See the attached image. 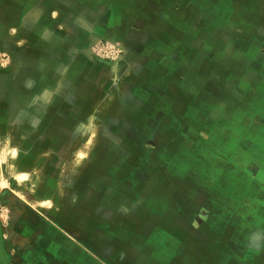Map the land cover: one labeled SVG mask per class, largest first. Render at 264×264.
I'll return each mask as SVG.
<instances>
[{"label":"crops","instance_id":"obj_1","mask_svg":"<svg viewBox=\"0 0 264 264\" xmlns=\"http://www.w3.org/2000/svg\"><path fill=\"white\" fill-rule=\"evenodd\" d=\"M2 3L10 4L2 6L7 14L6 22H0L2 27L8 31L11 10L16 20L17 48L11 54L16 56L18 106L28 103L27 108L33 105L36 111L39 102L48 105L49 113L56 114L50 118L57 121L87 120L98 96L96 90L101 89L108 99L101 101L98 120L129 122L128 132L115 127L102 133L109 139L101 153L115 155L106 163L109 165L103 176L94 178L97 185L109 186L108 190L113 186V208L102 206L106 213L98 215L103 222L97 227L98 232L113 233V239L106 241L116 247L110 264H153L150 243L154 233L163 244L172 241L179 250L194 249L184 234L202 237L193 222L212 215L205 209L192 213L167 209L170 201L182 197L187 184L193 186L189 198L195 202L218 196L214 188L207 192L193 184L186 173L188 165L194 169L202 165L186 157L185 142L194 135L192 126L178 128L180 119H186L182 112L188 105L185 98L192 101L195 114L200 102L209 106V152L220 153L225 160L227 165L220 170L223 176L231 184L249 186L236 190L241 195L253 191V199L264 200V0ZM103 40L111 42L115 51L116 44L120 47L117 60L104 62L94 51V45ZM116 89L121 90L117 97ZM142 89L151 93L142 96L134 91ZM161 89L176 90L177 101L172 102L175 112H162V121L176 132L165 130L163 125L157 133L163 144L152 148L139 144V137L144 136L139 122L158 119L160 115L154 116L155 110L148 112L146 107L163 101L159 100L163 96H158ZM118 136L134 141L116 144ZM121 152L128 156L116 157ZM131 185L144 186L132 199L135 195L149 198L153 193L165 204L159 214L161 226L152 224L153 215L146 209L119 207L118 199H126L127 187L121 186ZM212 185L217 186L216 179ZM170 219L177 224L170 226ZM125 248L142 256H124L121 250ZM107 259L103 260L108 264Z\"/></svg>","mask_w":264,"mask_h":264},{"label":"rangeland","instance_id":"obj_2","mask_svg":"<svg viewBox=\"0 0 264 264\" xmlns=\"http://www.w3.org/2000/svg\"><path fill=\"white\" fill-rule=\"evenodd\" d=\"M3 1L0 0V22L7 20L6 9L2 6L10 5ZM9 17L8 31L0 24V253L11 264H107L105 258L110 264L116 247L106 241L113 239V233L98 232L97 227L103 222L98 215L113 208V186L108 190L109 186L97 185L94 178L103 176L109 165L106 163L115 155L105 153L103 158L100 150L109 138L102 133L115 127H124L128 132L129 122L98 120L97 113L103 108L101 101L108 99L106 93L102 96L101 89L96 90L98 96L87 120L57 121L50 118L56 114L49 113L48 105L39 102L34 107L36 111H33V105L27 108L28 103L18 106L16 56L11 54V50L17 48L13 10ZM93 49L104 62H113L120 54V47L116 44L115 51L113 44L106 40L96 43ZM134 91L142 96L151 93L143 89ZM120 93L121 90L116 89V97ZM160 95L163 98L159 100L163 101L157 103L152 94L156 103L146 107L148 112L155 110L154 116L160 115L158 119L139 122L144 134L139 137V144L152 148L163 144L157 136L163 125L165 130L176 132L162 121V112H175L172 102L177 101L176 90L161 89L158 90ZM185 99L188 105L182 112L186 119H180L178 128L192 126L194 135L186 137L185 142L186 157L192 161L194 158L202 165L196 169L188 165L186 173L189 180H194L193 184L207 192L214 188L218 196L215 200L195 202L189 198L193 186L185 185L182 197L170 201L167 209L189 213L203 209L210 210L212 215L193 222L200 228L202 237L184 234V240L194 244V249L179 250L178 244L172 241L163 244L154 233L150 243L151 261L153 264H264V200L253 199V191L241 195L236 190L249 186L231 184L223 176L220 170L225 169V160L220 153L209 152L210 130L206 121L209 106L200 102L195 107V114L192 101ZM68 132L72 135L66 136ZM82 132L86 134L77 135ZM129 140L130 137L118 136L116 144L130 145ZM123 156L128 154L116 153V157ZM214 179L217 186L212 185ZM124 187H127L126 199L117 198L119 207L135 208L136 211L146 209L153 215L152 224L161 226L159 214L164 211L165 204L160 198L153 193L149 198L146 195L137 198L143 185L121 186ZM134 193L136 198L132 199ZM225 197L234 200L228 202ZM104 204L109 207L102 208ZM168 223L170 226L177 224L171 219ZM121 251L124 256H142L132 248ZM0 264H3L1 260Z\"/></svg>","mask_w":264,"mask_h":264},{"label":"water","instance_id":"obj_3","mask_svg":"<svg viewBox=\"0 0 264 264\" xmlns=\"http://www.w3.org/2000/svg\"><path fill=\"white\" fill-rule=\"evenodd\" d=\"M0 260L3 262V264H11L10 262H8L3 255L0 253Z\"/></svg>","mask_w":264,"mask_h":264},{"label":"bare ground","instance_id":"obj_4","mask_svg":"<svg viewBox=\"0 0 264 264\" xmlns=\"http://www.w3.org/2000/svg\"><path fill=\"white\" fill-rule=\"evenodd\" d=\"M23 179V178H22Z\"/></svg>","mask_w":264,"mask_h":264}]
</instances>
